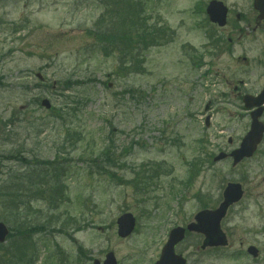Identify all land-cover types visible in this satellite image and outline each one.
Returning a JSON list of instances; mask_svg holds the SVG:
<instances>
[{"label":"rangeland","instance_id":"rangeland-1","mask_svg":"<svg viewBox=\"0 0 264 264\" xmlns=\"http://www.w3.org/2000/svg\"><path fill=\"white\" fill-rule=\"evenodd\" d=\"M122 1L0 0V221L12 230L0 264H93L109 251L117 264H155L169 230L217 207L228 182L245 190L222 220L229 245L201 250L203 236L190 233L177 252L188 264H264V142L237 167L213 160L249 129L234 87L250 66L210 46L205 33L225 30L195 28L210 0H140L165 35L141 50L137 72L120 69L119 52L92 32L123 27L111 12L134 1ZM244 45L260 72L262 37ZM53 163L65 170L57 201ZM16 190L12 212L3 193ZM125 212L137 223L121 238Z\"/></svg>","mask_w":264,"mask_h":264},{"label":"water","instance_id":"water-1","mask_svg":"<svg viewBox=\"0 0 264 264\" xmlns=\"http://www.w3.org/2000/svg\"><path fill=\"white\" fill-rule=\"evenodd\" d=\"M220 5L222 6L223 4L221 2H212L209 7V13L213 21H218L220 25H224L226 23L227 10ZM255 5L264 16V0H255ZM43 104L50 107L49 101H43ZM259 104L260 102H246L248 108H252ZM261 112L262 108L253 113V122L250 132L243 139L241 147L231 154L234 157V165L240 162L244 157L252 156L258 143L261 141L264 133V125L259 121ZM223 157H225V154L221 153L215 158V160H220ZM242 196V186L238 183H229L224 192L225 200L220 207L214 211H201L196 216L197 223H192L188 226L189 230L202 232L206 235V240L202 246L203 248L206 246L226 244V237L220 229V222L226 215L230 204L239 201ZM118 224L119 235L126 237L134 229L135 218L130 213L124 214L118 219ZM9 233L10 230L8 226L4 222H0V242H4ZM184 233L185 229L181 227L175 228L171 231L170 239L164 247L162 257L157 264H186V260L182 258V256L176 255L174 251L175 244L184 238ZM249 252H251L254 256L258 255V250L254 247H250ZM94 264H100V261L96 260ZM104 264H116V258L113 253H109L107 255V260Z\"/></svg>","mask_w":264,"mask_h":264},{"label":"flooded vegetation","instance_id":"flooded-vegetation-1","mask_svg":"<svg viewBox=\"0 0 264 264\" xmlns=\"http://www.w3.org/2000/svg\"><path fill=\"white\" fill-rule=\"evenodd\" d=\"M226 6L228 7L227 11V24L225 27H216V24L209 23V17L206 11L207 5L205 8L198 9L197 11V21L196 29H206V27L211 26L212 28H217L219 30H225L226 35H213V33L206 32L205 35L210 38L208 40L210 46L213 49L218 51L220 48L223 52L228 53L236 57L238 60L243 62L242 66H250V70L241 71L244 74H251L253 75L252 78L248 75L244 79H239V84L235 85V91H238V99L243 101L244 95L250 94L253 97H259L260 95H264V54L263 58L258 61V64L261 65V71L257 72L253 66V63L250 62L248 56H245L244 49L246 46L244 45V41L248 40L249 38L258 39L262 37L263 48H264V19L259 18V11L256 10L254 4H250L249 8L245 9L242 8L240 4H227L225 0H222ZM202 17V22H199V18ZM197 23V22H196ZM207 24V25H206ZM216 31V30H215ZM220 45H222L220 47ZM237 49L243 50L240 54L237 53ZM204 50V48H203ZM202 50V51H203ZM249 61V62H248ZM259 82L258 85H256ZM246 111V117L251 119V111ZM261 120L264 122V111L261 117ZM238 143V142H237ZM232 137L228 138L229 147L232 149L238 147L237 144ZM239 144V143H238Z\"/></svg>","mask_w":264,"mask_h":264},{"label":"trees","instance_id":"trees-1","mask_svg":"<svg viewBox=\"0 0 264 264\" xmlns=\"http://www.w3.org/2000/svg\"><path fill=\"white\" fill-rule=\"evenodd\" d=\"M140 5L141 4L139 3V8L136 4L130 5V7L127 8L126 13L125 10L122 12V9H125V7H120L119 9L116 8L117 10L111 12L114 16L123 18V27L119 28L117 33L111 32L110 34H107V31H103L102 29L99 32H95V29L93 32L91 31L92 36L96 33V37H98L99 41L109 42L113 49H119V52L121 53L119 56V60L122 63L121 68L132 70L134 72L140 67L139 62L141 59V50L145 49L149 44L156 43L158 40L163 39L165 35V33H163L164 28L148 25L149 22L146 16L142 14L143 11L141 10ZM98 167L100 168V166ZM16 192L17 191L10 193L4 191L3 193L4 200L8 198L10 199V201L5 200L4 204H9L12 211L17 208L15 203Z\"/></svg>","mask_w":264,"mask_h":264}]
</instances>
